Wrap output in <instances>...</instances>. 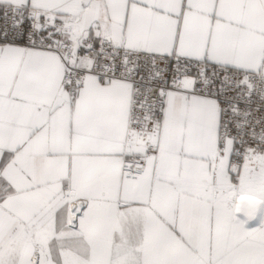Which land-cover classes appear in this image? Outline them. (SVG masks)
<instances>
[{
    "label": "snow or ice",
    "instance_id": "1",
    "mask_svg": "<svg viewBox=\"0 0 264 264\" xmlns=\"http://www.w3.org/2000/svg\"><path fill=\"white\" fill-rule=\"evenodd\" d=\"M0 264H264V0H0Z\"/></svg>",
    "mask_w": 264,
    "mask_h": 264
}]
</instances>
